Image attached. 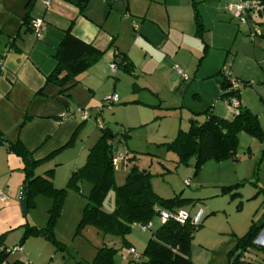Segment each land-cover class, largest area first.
<instances>
[{
    "label": "crops",
    "instance_id": "0c3cea01",
    "mask_svg": "<svg viewBox=\"0 0 264 264\" xmlns=\"http://www.w3.org/2000/svg\"><path fill=\"white\" fill-rule=\"evenodd\" d=\"M194 3L202 24L199 31L194 20ZM256 13L254 7L246 21L241 22L232 13H225L222 0H90L82 13L62 0H0V55H3L0 57V193L6 196V199L0 197V214L4 215L0 233L17 227L16 230L21 231L28 223L19 206L23 164L18 156L8 151L6 145L9 143L20 140L34 159L44 160L35 173L44 175L46 170L53 169V185L61 188L70 173L84 164L88 150L99 138L92 123L100 130L102 126L111 130L107 124H97L100 108H124L126 111L134 108L136 118L133 117L132 122L123 119L124 123H121L126 137L134 128L145 126L150 120L160 122L159 118L166 116L154 113L152 117H145L140 108L153 111L169 108L171 114L180 109L174 137L178 129H184L181 127L182 108L188 110L189 123L194 113L205 110L231 119L232 107L220 97L221 83L215 75L226 68L232 77L248 81L246 76L257 63L262 71L260 77L264 79V57L261 58L258 52L261 50L253 41H246L239 28V24L244 23L246 30H250L253 27L250 18ZM26 16L30 22L35 18L43 20L40 38L22 23ZM66 30L104 53L87 70L64 85H57L46 78L55 68L54 54ZM11 39L17 51L7 49ZM244 44L255 52L239 58ZM112 62L117 66L121 62L129 63L132 69L128 71L118 66L111 72ZM174 65L182 69L186 78L176 73ZM126 81L131 89L126 91L128 95L123 94L120 87ZM262 88L240 90L236 100L241 108L256 114L259 121L260 113H255L252 108H264ZM248 91L256 98H249ZM112 93L118 94V101L112 107L104 106L105 96ZM81 111L88 113L86 120L81 119ZM64 112L70 117L62 120L60 115ZM116 138L119 144L113 141L115 150L132 151L124 143V135ZM72 139V144L66 147ZM83 186L84 190L90 189V185L83 182L81 191ZM72 193L77 198L76 207L83 206L84 198L79 193ZM204 214L205 221L194 233L190 245L191 264H230L238 233L221 220H211L218 211L206 209ZM156 218L157 221L152 219L150 222L152 230L163 222L158 216ZM142 231L132 238L130 230L125 247L119 237L103 235V245L118 250L116 264H136L128 247L136 253L142 252L150 236L147 237L146 230ZM29 239L19 251H14L22 254L16 261L44 264L45 260L39 261L38 257L51 256L50 246L47 242L39 244L41 250L33 257L29 251L24 252ZM247 253L242 257L243 261H246ZM83 262L88 261L84 259L80 263Z\"/></svg>",
    "mask_w": 264,
    "mask_h": 264
},
{
    "label": "trees",
    "instance_id": "16d2710c",
    "mask_svg": "<svg viewBox=\"0 0 264 264\" xmlns=\"http://www.w3.org/2000/svg\"><path fill=\"white\" fill-rule=\"evenodd\" d=\"M62 1L75 6L82 13L90 0ZM255 2L254 5L264 4V0ZM193 8L194 20L199 31L202 27L200 13L195 3ZM257 13L259 15L264 14V8L257 6ZM22 23L26 24L27 29L32 31L31 22L28 21L27 16ZM16 35L19 36V33ZM7 45L8 50H18L13 39ZM103 53L91 43H86L74 37L69 30H66L54 54L56 59L55 68L47 76L46 80L57 85H64L95 64ZM2 56L0 55V57ZM118 66H122L128 71L132 69L129 63L124 64L121 62ZM118 66L116 65V67ZM222 70H219L215 75L219 77V82L221 83L222 94L220 97L227 101L232 98L237 100L240 88L232 89L228 76ZM237 80L240 82L241 87L250 85L248 81ZM198 115H203V118H198ZM240 132H245L259 140H264V130H262L258 116L248 108L239 106L237 113L233 112L231 119L218 117L205 110L194 113L188 128L186 130L178 129L176 136L168 145L178 155V164L187 165L189 159L193 158V169L194 173H196L207 160L220 161L235 158L238 134ZM123 135L125 138V132L120 134L112 133L111 130L102 126L101 135L88 150L84 164L70 173L65 186L61 188H56L53 185V169L46 170L44 175L35 173L38 165L44 160L34 159L32 152L20 140L6 145L8 151L18 156L23 164L22 173L24 178L18 192L22 216L26 217L28 210L35 206V198L37 196L43 195L52 199L47 225L38 227L25 223L20 241L17 246L13 247L21 246L29 237L33 236L51 240L54 244H57L59 249H64V246L54 238L53 225L60 213L67 192L81 193V184L83 182H87L90 185V189L85 196L86 203L83 207L76 233H79L87 226H92L104 236L119 237L123 247L128 246L126 237L130 233L132 226L150 223L157 216L156 208L175 211L193 203L192 199L184 198L181 194L171 198L158 196L151 186L153 174L149 169L140 168L137 165L134 151L127 149H125V157L120 166L128 164L129 168L123 183L117 185L114 177L116 167L112 161L114 155L113 141H115L116 137H123ZM72 141L73 139L66 144V147L71 145ZM49 157H46V159ZM237 185L223 186L221 191L223 193L231 191ZM110 191L114 193V203L112 209L106 211L102 206L106 195ZM235 194L238 193L235 192L232 195ZM200 226L201 223L194 226L190 224L189 220L184 224H179L173 219L163 221L156 229L151 230L144 249L139 253L138 259L132 257L133 261L136 264H191L190 245L195 231ZM262 231H264V212H262L261 217L257 221L251 220L247 231L237 237L236 247L230 255V264H250V262L242 260L244 254L249 252V250H261L264 252V246H258L255 243L256 238ZM12 248L5 246L0 236V264L5 263L12 252ZM117 251L113 247L102 245L96 249L93 259L83 262V264H116L115 256ZM11 264H26V262L14 261Z\"/></svg>",
    "mask_w": 264,
    "mask_h": 264
},
{
    "label": "rangeland",
    "instance_id": "374dc122",
    "mask_svg": "<svg viewBox=\"0 0 264 264\" xmlns=\"http://www.w3.org/2000/svg\"><path fill=\"white\" fill-rule=\"evenodd\" d=\"M238 1L239 0H222L225 13L231 14V12L226 9V6L229 3ZM255 1L258 2L259 0ZM257 6L259 8H264V4L254 5L256 9ZM250 20L253 21V26L260 29L259 31L262 33V36L256 35L254 40H251L248 35L250 30H248V28V31L246 30V25L244 23L239 24V28L242 31L240 33L245 34L244 37L246 41H253V44L259 46L261 51L258 52H260L259 55L262 58L264 57V23H262L264 22V14L259 15L256 13ZM257 43H259V45ZM254 52L253 49L248 50L247 46L244 44L240 48L239 58L253 55ZM261 72L259 64L255 63V65H252L251 71H249V74L246 76L249 78L248 82L250 85L240 87V90L243 91L245 88L252 89L254 87H264V84H262L264 79L260 77ZM259 77L262 80H257L260 79ZM129 86L127 81L120 85L123 94L127 93L128 95L126 91L131 90ZM247 96L253 99L256 98V95L252 91H248ZM133 97L137 96L134 95ZM100 109H102L100 113L101 116L99 117L101 124H107L115 133L123 132L124 126H122L121 123H124V120L126 122H132L133 117L136 118L134 108L130 111H126L124 108H119L117 110H114L115 108L111 110L107 108ZM252 109L255 113H260V124L262 130H264V108ZM155 110L140 108L141 113H143L145 117H152L151 115H154V113L159 116L166 114V116L159 118V120H161L160 122L150 120L147 125L134 128L129 137L125 138L126 141L125 139L123 140L125 141L124 143H127L131 150L134 151L137 158V165L140 168L149 169L153 174L151 178L153 191L161 198H171L177 194H181L184 198L192 199V204L182 208L191 215H193L198 208H201L203 212H205L206 209L218 211L216 217L211 220H221L225 222L226 226L235 229L239 236L243 235L247 231L251 220L257 221L261 217L262 212H264V140H259L245 132H241L238 135L235 158L220 161L213 159L207 160L196 173H194V159L190 158L187 165L178 164V155L168 145L175 135V129L179 121L177 112H179L180 109L176 110L177 112L173 114L170 113L171 109L169 108H156ZM182 110L183 111L180 112L183 117L181 127L186 129L187 123H189V120L186 118L188 110L187 108H182ZM113 112L115 113L113 114ZM130 112H133V116L130 115ZM190 116H192V114H190ZM125 117L129 118L125 119ZM197 117L202 119L203 115H198ZM116 119H121V121ZM92 125L93 128L95 127L96 133H98V137H100L101 130L96 127L95 123H92ZM117 139L118 138L115 139L116 145L119 144ZM124 145L125 144H123V146ZM128 168V164L122 167L119 164L116 167L114 177L117 185L123 183ZM186 182H188V184H186ZM234 184L238 185L231 191L225 193L221 191L223 186ZM85 186H83V191L79 193V196L84 198L86 203L85 196L89 193V190L87 191V186ZM84 187L86 188L85 190ZM72 192L68 191L65 195L60 213L53 225L54 238L64 246V249H59L57 244H54L51 240L32 236L29 237L30 239L28 238V248L24 247L25 254L29 251L32 253L33 257H35V255L37 256L41 250L38 245L47 242L48 246L51 248V256L47 258L45 256L38 257L39 261L45 260V262H43L44 264H83L80 263L81 260L86 259V261H91L93 259L96 253L95 247L103 245V234L92 226H87L79 233H76V228L85 204L76 207L75 200L77 198ZM235 192L238 194L232 195ZM113 196V191H110L106 195L102 206L104 210L110 211L112 209L111 207H113L114 203ZM51 206L52 199L50 197L43 195L37 196L35 198V206L29 209L26 214L29 225L45 227L48 223L49 209ZM3 217L4 215L0 214V221L2 222L4 220ZM205 218L206 216L204 214L202 222L205 221ZM155 220L157 221L158 219L154 217L153 222H155ZM156 223L153 228H155ZM24 227L25 225L21 227V231L16 230L17 227L2 234L0 233L2 243L12 248L13 245L20 241L19 237H21L20 235H22ZM151 230L152 229H147L145 231L147 237L150 235ZM131 232L132 238H136L141 234L140 232L143 231L139 226L134 225L131 228ZM257 241L259 243L257 245L264 246V231L258 235L255 243ZM20 256H22V254L13 251L3 264H11L20 259ZM245 260L251 262V264H264V252L261 250H250Z\"/></svg>",
    "mask_w": 264,
    "mask_h": 264
},
{
    "label": "built area",
    "instance_id": "2783aa9c",
    "mask_svg": "<svg viewBox=\"0 0 264 264\" xmlns=\"http://www.w3.org/2000/svg\"><path fill=\"white\" fill-rule=\"evenodd\" d=\"M254 2H255V0H254ZM253 8H254L253 0H239L238 2L230 3L226 6V9L229 12H231L232 15L241 22L246 21L247 16L250 14V12L252 11ZM43 27H44V22L41 18H35L31 21V29L37 38L41 37ZM259 30L260 29L256 26H253L252 28H250V31L248 33L249 38L254 39L256 37V35L262 36V33ZM109 67H110L111 72L116 71V64L115 63L112 62ZM174 68L176 70V73L180 77L186 78V75L183 73L181 68H179L177 65H174ZM222 72L226 76H228L229 83H230V86L232 87V89H237V88L241 87L240 82H238L237 79L232 77L226 68H224L222 70ZM117 100H118L117 94L112 93L110 95L105 96L104 101H103V105L106 107H111V105L114 104L115 102H117ZM227 103L232 107L233 112L237 113V108L239 107L237 101L234 98H232L229 101H227ZM80 113H81V119L82 120H86L89 117L88 113L85 111H81ZM60 116H61L62 120L68 119L70 117L69 113H67V112L62 113ZM97 124H99V125L101 124L99 118L97 120ZM113 152H114L113 153L114 155H113L112 161H113V164L115 165V167H117L123 161L126 151L114 149ZM186 184H188V182H186ZM0 197L2 199H6V196L3 193H0ZM156 212H157V216L162 221H165L168 219H173L179 224H184L187 220H189L190 224H192L194 226L201 223L202 217H203V211L201 209H198L192 216H189V214L182 208L177 209L175 211L159 210L158 208H156ZM138 226L142 230H147L151 227V224L148 223V224L138 225ZM20 249H21L20 246H18V247H13L11 250L13 252V251H19ZM128 252L134 259H138L139 254L136 253L133 248H131V247L128 248ZM26 264H31V263L26 262Z\"/></svg>",
    "mask_w": 264,
    "mask_h": 264
},
{
    "label": "water",
    "instance_id": "95a60500",
    "mask_svg": "<svg viewBox=\"0 0 264 264\" xmlns=\"http://www.w3.org/2000/svg\"><path fill=\"white\" fill-rule=\"evenodd\" d=\"M229 86V85H228Z\"/></svg>",
    "mask_w": 264,
    "mask_h": 264
}]
</instances>
